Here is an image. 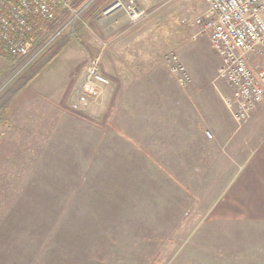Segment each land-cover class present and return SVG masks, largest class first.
<instances>
[{"label":"rangeland","instance_id":"1","mask_svg":"<svg viewBox=\"0 0 264 264\" xmlns=\"http://www.w3.org/2000/svg\"><path fill=\"white\" fill-rule=\"evenodd\" d=\"M71 1L83 6L81 19L44 54L29 64L32 53L18 60L0 54V264H264V99L246 122H236L228 109L229 133L209 154L213 171L194 168L193 189L162 183L167 196H189L184 213L157 206L149 191L127 199L133 193L122 182L97 191L89 175L76 173L68 151L52 149L53 135L41 127L48 103L37 96L14 106V96L26 98L21 90L61 47L91 50L95 44L88 58H99L105 71L108 44L100 35L113 25L120 32H146L124 40L140 50L128 61L183 68L176 74L185 80L182 86L204 84L209 95L211 87H225L231 96L218 78L221 60L209 37L193 24L207 12L205 0H135L140 19L114 6L129 0H111L107 9L122 10L117 24H106L103 13L89 20L108 0ZM206 136L215 142L214 134ZM101 206L109 213L80 215Z\"/></svg>","mask_w":264,"mask_h":264},{"label":"crops","instance_id":"2","mask_svg":"<svg viewBox=\"0 0 264 264\" xmlns=\"http://www.w3.org/2000/svg\"><path fill=\"white\" fill-rule=\"evenodd\" d=\"M110 3L111 0L98 4L89 20L103 13L106 24H117L122 10L108 11ZM139 24L140 21L135 26ZM145 35V31L120 32L114 25L100 35L103 40L107 38L106 72L101 69L110 78L111 87L103 101L85 115L74 114L69 100L92 59L88 57L98 49L95 44L91 50L78 49L74 44L61 47L42 72L36 73L21 90L23 94L26 92V98H19V93L14 96V106L16 109L25 106L37 96L48 103L41 127L53 135L52 149L68 151L66 158L73 156L76 160V173L89 175L91 182L98 183L97 191L110 192L112 183L122 182L126 185L124 188L133 193L127 199L135 200L138 191L145 198L144 193L149 191L153 192L151 200L160 201L157 206L161 204L162 208H176L177 213H184L185 207L190 205L189 196H167L160 191L162 183H181L185 187L190 184L188 189H193L198 182L195 171L192 173L194 168L212 173L214 165L209 154L219 146L220 136L229 133L231 125L228 117L231 112L224 101L225 96L228 97L227 89L211 87L213 94L209 95L204 84L195 86L189 82L188 86H182L172 70L164 68L163 64L137 62L134 57L128 61V55H137L140 50L124 40ZM207 133L214 134L215 142L207 138ZM137 183L141 186L135 185ZM132 210L134 214L145 213ZM106 211V206L91 207L90 212H80V215L109 213Z\"/></svg>","mask_w":264,"mask_h":264},{"label":"built area","instance_id":"3","mask_svg":"<svg viewBox=\"0 0 264 264\" xmlns=\"http://www.w3.org/2000/svg\"><path fill=\"white\" fill-rule=\"evenodd\" d=\"M205 3L207 12L193 24L209 37L221 60L218 78L232 92L224 99L227 108L236 122H246L264 99V0ZM115 7H123L131 17L142 14L135 0ZM82 12L83 6L71 0H0V54L18 60L32 53L28 64L33 62L81 19ZM183 71L172 68L175 75ZM110 87L100 59H91L71 94V111L85 115L103 101Z\"/></svg>","mask_w":264,"mask_h":264},{"label":"water","instance_id":"4","mask_svg":"<svg viewBox=\"0 0 264 264\" xmlns=\"http://www.w3.org/2000/svg\"><path fill=\"white\" fill-rule=\"evenodd\" d=\"M114 6H116V4H114ZM114 6H112V8L108 9V11H110L111 9H114Z\"/></svg>","mask_w":264,"mask_h":264}]
</instances>
